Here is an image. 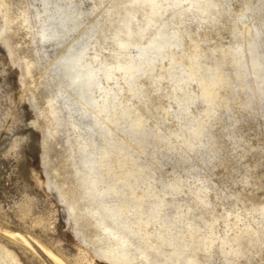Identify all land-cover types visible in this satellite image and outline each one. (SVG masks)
<instances>
[{
  "label": "rangeland",
  "instance_id": "374dc122",
  "mask_svg": "<svg viewBox=\"0 0 264 264\" xmlns=\"http://www.w3.org/2000/svg\"><path fill=\"white\" fill-rule=\"evenodd\" d=\"M41 1L0 0V259L18 264L11 231L63 264H264V89L249 50L257 39L264 57V0H156L154 15L147 0H71L75 31L47 40ZM73 38L108 63L129 61L121 40L172 47L133 86L116 72L83 98L58 67ZM20 170L34 192L15 189Z\"/></svg>",
  "mask_w": 264,
  "mask_h": 264
},
{
  "label": "bare ground",
  "instance_id": "6f19581e",
  "mask_svg": "<svg viewBox=\"0 0 264 264\" xmlns=\"http://www.w3.org/2000/svg\"><path fill=\"white\" fill-rule=\"evenodd\" d=\"M50 0H42L41 2H43V7L41 6V8H43L42 12L45 14L44 17L42 19L43 22H42V25H41V28L39 27V29H41L39 32L40 34V38L43 39V40H47V39H66L68 36H70L71 32L76 28L77 26V22H78V16L80 15V13L76 12L75 10V7L72 5V1L71 0H67L66 2H64V0H57V1H54L53 4L51 5L52 7L49 8V2ZM142 1H145V0H142ZM150 4H151V13L154 15L158 9H159V4H158V1L157 3L155 2L156 0H147ZM52 2V1H51ZM72 2V3H71ZM87 2V1H86ZM86 8V5H84ZM80 7V5H79ZM83 8V7H82ZM83 8V9H84ZM38 11V10H36ZM80 11V10H79ZM82 11V10H81ZM1 12V10H0ZM41 14V13H40ZM85 15V14H84ZM37 16V14H36ZM41 16V15H40ZM81 17V16H80ZM38 18V17H37ZM25 20V19H24ZM82 20V19H81ZM6 21V18H4V22ZM80 22V20H79ZM82 25V24H81ZM79 26V24H78ZM2 28V26L0 27V29ZM78 28V27H77ZM87 29H90V28H87ZM75 31V30H74ZM162 32V31H161ZM177 32L178 31H175L171 34V37L172 38H176L177 37ZM86 33V32H85ZM88 33V32H87ZM94 34V33H93ZM92 34V36H93ZM79 35V34H78ZM160 35V34H159ZM79 37V36H78ZM91 37V36H89ZM157 38V37H156ZM168 38V37H167ZM171 38V39H172ZM81 39V38H80ZM92 39V37H91ZM162 39V38H161ZM177 39V38H176ZM174 40L172 42V44H175L177 43V40ZM154 40V38H153ZM163 40V39H162ZM168 40V39H167ZM150 43V42H149ZM92 44V42H90V40H86V39H82V40H77V39H74L71 40V43L70 45L68 46L69 47V50L66 51L67 53L65 55H62V57L59 59V63H58V67H61L63 69V75L64 77H66L67 79H69L70 81V84L73 86V88L78 92L80 93L83 98H85V95L87 96L88 92L89 91H92L93 89L99 88V85H100V81L102 79H105L106 81H109L111 80L115 73L117 72H120L121 75H122V78L123 79H128L126 80V82L133 86L134 84L133 83V80L134 78L136 77V74L140 71V67H142L143 64L147 63V64H151L153 61H156V59L160 58L161 59V55L162 53L164 52V49L166 50V46L167 45H170L171 42L170 41H163V43H159L157 42V44H154V41L151 40V44H148L145 46L143 45H139L137 43H131V42H128V41H124V40H121L118 42L117 44V49L119 50V52H117V56H123L122 53L123 52H120L121 50L125 51L126 52V56H129V61H125V62H122L120 60H118L117 58H115V61L114 63H108L106 61H101L100 59H98V55L95 53L94 55H90L89 51L88 50L90 49V45ZM176 45V44H175ZM171 46V45H170ZM97 47V46H96ZM172 47V46H171ZM116 49V50H117ZM169 49V48H168ZM172 49V48H171ZM175 49V48H174ZM133 50V51H131ZM249 50H252V54H253V57H252V64H253V67H254V71L255 73L259 76V78L261 79L260 82L262 83L261 85V89L263 90L264 89V68H263V53H262V50L260 49V44H259V41L257 39L253 40L251 43H250V48ZM93 52V51H92ZM132 52L134 55H132ZM251 52V51H250ZM89 54V57H87ZM251 54V55H252ZM91 56V57H90ZM169 56V55H167ZM173 57V56H172ZM192 57V56H191ZM125 58V57H124ZM122 59V58H120ZM127 59V58H126ZM173 59V58H171ZM191 59V58H190ZM125 60V59H124ZM159 60V59H158ZM214 62V61H213ZM156 63V62H154ZM217 63V62H215ZM243 64V62H242ZM146 65V64H145ZM154 65V64H153ZM211 65V64H210ZM214 65V64H213ZM155 66V65H154ZM207 66V65H206ZM146 66H144L145 68ZM148 67V66H147ZM190 67V66H189ZM188 67V68H189ZM211 68V67H210ZM144 70V69H142ZM194 70V69H193ZM192 70V71H193ZM208 70V69H207ZM146 71V70H145ZM144 71V72H145ZM191 70L189 71V75L188 76H192L193 72ZM261 71H263L262 73H260ZM141 72V71H140ZM254 73V74H255ZM119 74V73H118ZM186 74H187V71H186ZM120 75V76H121ZM195 75V73H194ZM138 76V74H137ZM186 76V75H185ZM183 76L182 78H180V82L183 81L185 82L188 78L187 76L185 77ZM193 77V76H192ZM195 77V76H194ZM191 78V77H190ZM105 82V81H104ZM111 82V81H110ZM125 82V83H126ZM220 82V81H219ZM102 83V82H101ZM218 83L216 80L213 82V84H216ZM105 84V83H104ZM128 85V86H129ZM104 86V85H103ZM130 86V87H131ZM109 87V86H108ZM108 87H104L102 90L104 93L103 94V99L102 101L108 105V102H110V100H114V99H117L116 98V93L115 91L113 92V94H111V88H108ZM179 87V86H178ZM203 88V87H202ZM208 87H204L202 89V94L201 95H208L209 93V90L207 89ZM117 89V88H116ZM119 90H121L122 88L119 87L118 88ZM117 89V90H118ZM132 89V87L130 88V90ZM210 89V88H209ZM100 90V89H99ZM212 90V89H211ZM74 91V90H73ZM91 93V92H90ZM94 93V92H93ZM121 93V91L119 92ZM101 94V93H100ZM210 94V93H209ZM89 95V94H88ZM91 95V94H90ZM110 95V96H109ZM200 95V94H199ZM118 96V95H117ZM209 96V95H208ZM90 97V96H89ZM89 97H86V98H89ZM94 97V96H93ZM211 97V96H210ZM208 97V98H210ZM82 98V99H83ZM98 98V97H96ZM100 98V97H99ZM206 98V97H205ZM213 98V97H212ZM211 98V99H212ZM80 99V100H82ZM204 99V98H203ZM99 100V99H98ZM101 100V99H100ZM208 100V99H207ZM84 101V99L82 100ZM101 101V102H102ZM85 102V101H84ZM89 103L88 104H91V105H94L96 103L95 100H92L90 99V101H88ZM209 102H210V99H209ZM86 103V102H85ZM207 103V102H206ZM98 104V102H97ZM95 104V105H97ZM209 104V103H208ZM84 105V104H83ZM106 105V106H107ZM99 106V105H98ZM93 108V106H90ZM105 107V106H104ZM106 108V107H105ZM88 109V108H86ZM108 110H109V107H108ZM107 109H104L105 112H108ZM90 111V109H89ZM102 111V110H101ZM110 111V110H109ZM56 112V111H55ZM88 112V111H87ZM91 112V111H90ZM99 112V111H98ZM97 112V113H98ZM93 114V113H92ZM94 114H96L94 112ZM100 114V113H99ZM98 114V115H99ZM106 114V113H105ZM109 114V113H108ZM106 114V115H108ZM97 115V114H96ZM97 115V116H98ZM105 115V116H106ZM109 116V115H108ZM108 118V117H107ZM137 120V119H136ZM136 120H134V122H136ZM139 120V119H138ZM137 120V121H138ZM133 122V121H131ZM133 122V123H134ZM132 124V123H131ZM135 124V123H134ZM139 124V122H138ZM139 127V125H136ZM137 127V128H138ZM132 128V127H131ZM136 128V127H135ZM201 128V127H200ZM136 131V129H133ZM139 130V128H138ZM200 130V129H199ZM93 161V160H92ZM26 165V164H25ZM23 168V167H22ZM29 168V167H28ZM28 171V170H27ZM26 173V172H25ZM92 173V171H91ZM31 177L32 179L35 178V175L33 173H29L28 172V175L26 174H23V171L20 170L18 172H16V174L12 175L11 178L13 180V184H14V187L17 191H20V192H24L26 190H30V192H34V187L36 185V182H35V185L33 183H28V180H27V177ZM86 176V175H85ZM98 176V175H97ZM96 177V175H95ZM92 177L90 176V180L88 181L89 184H90V189H95L94 187L99 184L98 181H97V177ZM87 178V177H86ZM140 179V178H139ZM137 180V179H136ZM135 180V182H136ZM126 180H124L125 182ZM129 181V180H128ZM1 183V182H0ZM101 184V183H100ZM129 184V183H128ZM127 184V185H128ZM134 184V183H133ZM137 184V183H136ZM139 184V183H138ZM126 185V187H128ZM132 185V184H131ZM135 185V184H134ZM88 186V185H87ZM113 186V184H112ZM125 186V185H124ZM123 186V187H124ZM130 186V185H129ZM133 186V185H132ZM131 187V186H130ZM135 187H138L135 186ZM135 187H133L135 189ZM99 188V187H98ZM103 188V187H102ZM110 188V186H109ZM129 188V187H128ZM127 188V189H128ZM118 189V188H117ZM122 189V188H121ZM131 189V188H130ZM129 189V190H130ZM99 190V189H98ZM112 190V189H111ZM96 191V189H95ZM117 191V190H116ZM136 191V190H134ZM100 192V191H99ZM104 192V191H103ZM115 192V191H114ZM92 193V192H91ZM106 192H104L105 194ZM110 193V191H109ZM107 193V194H109ZM118 193V192H117ZM93 194V193H92ZM119 194V193H118ZM122 194V193H121ZM120 194V195H121ZM126 194V193H124ZM130 194V193H129ZM94 195V194H93ZM116 195V194H115ZM148 195V194H147ZM106 196V195H104ZM117 196V195H116ZM126 196V195H125ZM130 196V195H129ZM97 198V196H95ZM111 197V195H110ZM114 197V196H113ZM128 198V196H126ZM134 197V196H133ZM132 197V199H133ZM142 197V196H140ZM145 197L147 198V196L145 195ZM100 198V196H99ZM99 198L97 200H99ZM116 198V197H114ZM131 198V197H130ZM101 199V198H100ZM105 199V198H103ZM119 199V198H118ZM124 199V197H123ZM137 199V197H136ZM107 200V198H106ZM108 200H109V197H108ZM127 199H125L126 201ZM130 200V199H128ZM127 200V202H128ZM135 200V199H134ZM139 200V199H138ZM147 200V199H146ZM95 201V200H93ZM116 201V200H115ZM123 201V200H122ZM121 201V202H122ZM148 201V200H147ZM153 201V200H152ZM150 201V202H152ZM159 201V200H158ZM97 202V201H96ZM103 202V201H102ZM100 202V204L102 203ZM118 202V201H117ZM130 202V201H129ZM137 202V201H135ZM144 202V201H143ZM161 202V201H160ZM98 203V202H97ZM106 203V202H105ZM103 203V204H105ZM125 203V202H123ZM134 203V202H133ZM138 203V202H137ZM136 203V204H137ZM140 203V202H139ZM148 203V202H147ZM153 203V202H152ZM99 204V205H100ZM107 204V203H106ZM118 204V203H117ZM129 204V203H128ZM135 204V203H134ZM133 204V205H134ZM141 204V203H140ZM156 204V203H155ZM116 205V204H115ZM143 205V204H142ZM160 205V204H159ZM158 205V206H159ZM104 206V205H103ZM102 206V207H103ZM139 206V205H137ZM152 206V205H151ZM108 207V205H107ZM117 207V206H116ZM115 207V208H116ZM122 207H124L122 205ZM150 207V206H149ZM157 208V206H155ZM106 208V207H105ZM111 208V207H110ZM114 208V209H115ZM134 208V207H133ZM154 208V207H153ZM119 209V207L117 208ZM116 209V210H117ZM123 209H126V208H123ZM151 211H152V208H150ZM108 210V209H107ZM128 210V209H127ZM106 211V209H105ZM110 211H113L112 208ZM118 211V210H117ZM121 212V210H119ZM126 211V210H125ZM136 211V210H135ZM134 211V212H135ZM140 211V210H139ZM154 211V210H153ZM156 211V210H155ZM119 212V213H120ZM124 212V210H123ZM138 212V211H137ZM136 212V213H137ZM115 213V212H114ZM117 214V213H116ZM138 214V213H137ZM111 216V215H108V217ZM114 216V215H113ZM117 216V215H115ZM125 216V215H124ZM153 216V215H152ZM112 217V216H111ZM155 217V216H154ZM175 217V216H174ZM10 218H12L13 221L15 222H19V219L16 218L15 215H12ZM120 218V217H119ZM117 217H115V219H119ZM122 218V217H121ZM153 218V217H152ZM168 218V216H167ZM171 218V217H169ZM168 218V219H169ZM177 218V217H176ZM174 218V219H176ZM188 218V217H187ZM123 219V218H122ZM149 219V218H148ZM147 219V220H148ZM167 219V220H168ZM179 219V218H178ZM182 219V218H181ZM147 220H146V223H147ZM151 220V219H149ZM180 220V219H179ZM191 220V219H190ZM189 220V221H190ZM120 221V219H119ZM188 221V219H187ZM125 222V221H124ZM145 222V221H144ZM165 222V221H164ZM170 222V221H168ZM172 222V221H171ZM176 222H177V219H176ZM180 222V221H179ZM191 222V221H190ZM21 223H25V221H22ZM150 223V222H148ZM181 223V222H180ZM163 224V223H162ZM179 224V223H178ZM195 224V223H194ZM120 225H121V222H120ZM123 225V224H122ZM121 225V226H122ZM140 225V224H139ZM161 225V224H160ZM171 225V224H170ZM174 225V224H173ZM196 225V224H195ZM125 226V225H124ZM168 226V225H167ZM194 227V225H192ZM129 227V226H128ZM164 227V225H163ZM178 227V226H177ZM186 227V226H184ZM190 227V226H189ZM168 228V227H167ZM180 228V226H179ZM195 228V227H194ZM138 229V228H137ZM170 229V228H169ZM197 229V227H196ZM168 230V229H167ZM194 230V229H193ZM198 230V229H197ZM140 231V230H139ZM2 234V233H1ZM147 234V233H146ZM172 234V233H171ZM179 234V233H178ZM5 239L4 242H5V246L10 249L12 255L14 256L13 258H16L18 260V264H42V261L45 260V259H49L51 260L54 264H63L62 260L60 258H58L56 255H54L49 249L48 247H46L44 244H42V242L38 241L37 239L33 238L32 236H29L23 232H11V231H4L3 234ZM47 235V234H46ZM145 235V234H143ZM181 235V234H180ZM1 236V235H0ZM49 236V235H47ZM146 236V235H145ZM173 237H177L176 235L174 236V233H173ZM184 237V236H183ZM182 237V238H183ZM209 237V236H208ZM2 238V237H1ZM141 238V237H140ZM122 239V238H121ZM148 239V238H147ZM169 239V238H167ZM175 240V239H173ZM1 241V240H0ZM125 241V239H124ZM177 241V240H176ZM180 241V240H179ZM184 241V240H182ZM3 242V241H2ZM2 242H0L1 244H3ZM171 242V241H170ZM166 243V242H165ZM175 243V242H173ZM178 243V241H177ZM150 244V243H149ZM167 245L169 244V242L167 241L166 243ZM4 245V244H3ZM4 246V247H5ZM139 246V245H137ZM154 246V245H153ZM156 246V245H155ZM158 246V245H157ZM3 247V246H2ZM148 247H151L148 246ZM160 247V246H159ZM172 247V246H171ZM184 247V246H183ZM208 247V246H207ZM206 247V248H207ZM224 247V246H223ZM7 248L5 251H7ZM143 250L144 248H146V245L145 247H143ZM176 248V247H175ZM181 248H182V245H181ZM63 251L65 253H67L68 255H71L72 254V251H71V246L69 245H64L63 246ZM141 249V248H140ZM174 249V248H173ZM157 250V249H156ZM139 251V249H138ZM3 252V251H2ZM150 252V251H149ZM7 253V252H6ZM161 253V252H160ZM163 253V252H162ZM175 253V252H174ZM1 254V253H0ZM147 254V253H146ZM169 254V253H168ZM183 254V253H182ZM3 255V253H2ZM143 255V254H142ZM174 255V254H173ZM9 256V255H8ZM146 256V255H145ZM160 256V255H158ZM3 257V256H2ZM113 257V256H112ZM111 256L110 257H107V259H111L112 258ZM117 257V256H116ZM128 257V256H127ZM148 257V256H147ZM44 258V259H43ZM158 258V257H157ZM182 258V257H181ZM116 259V258H115ZM126 259V257H125ZM146 259V258H145ZM180 259V258H179ZM188 259V258H187ZM193 259V258H192ZM4 260V259H3ZM0 259V264H6L5 261H3ZM8 260V258H7ZM11 260V259H9ZM16 260V261H17ZM48 260V261H49ZM117 260V259H116ZM121 260V259H120ZM124 260V258H123ZM164 260V259H163ZM170 260V259H169ZM175 260V259H173ZM191 260V259H190ZM113 261V259H112ZM178 261V260H177ZM192 261V260H191ZM8 262V261H7ZM12 262V260H11ZM122 262V260H121ZM124 262V261H123ZM151 262V261H150ZM159 262V260H158ZM169 262V261H168ZM184 262V261H183ZM13 263V262H12ZM182 263V261H181ZM185 263V262H184ZM159 264V263H158Z\"/></svg>",
  "mask_w": 264,
  "mask_h": 264
}]
</instances>
